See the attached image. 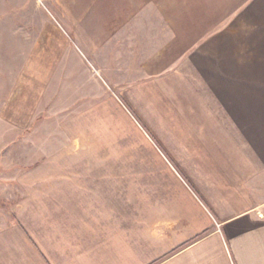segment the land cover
Listing matches in <instances>:
<instances>
[{
    "label": "crops",
    "instance_id": "0c3cea01",
    "mask_svg": "<svg viewBox=\"0 0 264 264\" xmlns=\"http://www.w3.org/2000/svg\"><path fill=\"white\" fill-rule=\"evenodd\" d=\"M76 16L84 56L221 72L201 81L224 85L223 127L173 131L186 138L151 183L42 177L27 232L0 233V264H264V0H76Z\"/></svg>",
    "mask_w": 264,
    "mask_h": 264
},
{
    "label": "rangeland",
    "instance_id": "374dc122",
    "mask_svg": "<svg viewBox=\"0 0 264 264\" xmlns=\"http://www.w3.org/2000/svg\"><path fill=\"white\" fill-rule=\"evenodd\" d=\"M78 19L76 0H0V233L10 240L18 224L27 232L29 190L42 177L151 183L186 138L173 131L223 127L224 85L203 84L223 83L221 72L190 71L193 57L176 66L165 57L164 71L148 72L141 64L154 57L84 56Z\"/></svg>",
    "mask_w": 264,
    "mask_h": 264
}]
</instances>
